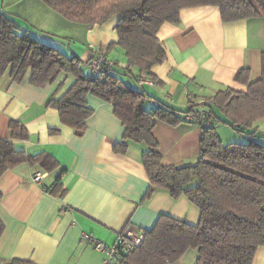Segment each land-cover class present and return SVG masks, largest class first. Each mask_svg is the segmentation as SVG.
I'll return each mask as SVG.
<instances>
[{"label": "crops", "instance_id": "1", "mask_svg": "<svg viewBox=\"0 0 264 264\" xmlns=\"http://www.w3.org/2000/svg\"><path fill=\"white\" fill-rule=\"evenodd\" d=\"M0 13L36 41L66 55L86 63L91 45L106 53L116 71L125 70L123 51L108 49L117 42L116 19L90 28L65 20L40 0H0ZM157 38L166 54V60L151 69L157 82L139 87L131 75L128 82L124 80L143 91L154 106L166 104L183 113L188 95L195 102H210L219 90L245 91L234 81L238 70L249 68L250 81L260 76L264 17L224 23L216 7L185 8L177 24L159 28ZM131 71L137 74L136 69ZM29 75L20 82L11 81L8 73L0 79V139L10 138L9 122L16 120L28 138L13 140L14 149L29 155L47 153L58 168L44 172L24 163L0 177L1 261L100 264L103 255L94 248L95 241L112 245L123 231L143 233L162 214L198 223L199 211L183 196L173 199L167 191L156 189L144 200L149 182L142 164L143 146L129 143L124 154L113 151L124 128L110 102L87 95L93 112L83 132L76 135L47 106L52 95H63L74 78L60 74L52 84L39 87L30 84ZM52 130L59 132L52 134ZM152 134L162 165L196 163L198 125L171 126L156 120ZM62 170L61 191L50 192ZM38 171L44 175L39 184L32 180ZM196 259L197 251L189 250L174 264H195ZM252 264H264V246L256 249Z\"/></svg>", "mask_w": 264, "mask_h": 264}, {"label": "trees", "instance_id": "2", "mask_svg": "<svg viewBox=\"0 0 264 264\" xmlns=\"http://www.w3.org/2000/svg\"><path fill=\"white\" fill-rule=\"evenodd\" d=\"M40 1L65 20L90 28L116 19L117 42L108 49L123 51L124 72L114 67L110 73L93 76L87 67L89 59L84 63L36 41L0 13V79L8 73L11 81L20 82L29 72L30 84L41 87L55 82L60 74L72 76L74 82L68 90L59 98L52 95L47 104L58 112L60 123L80 135L93 112L86 96L110 102L124 128L113 151L124 154L129 143L143 146L142 164L149 182L144 200L161 189L173 199L183 196L199 211L196 225L160 215L153 227L142 233L141 245L124 256L126 264H174L189 250L197 251L195 264H252L256 249L264 246V136L254 127L264 120V52L258 79L250 81L249 68L234 75L245 91L226 88L209 99L208 117L194 123L200 128L199 155L191 165H162L152 134L156 120L171 126L188 123L182 112L166 104L152 105L143 91L130 87L122 76L129 74L136 82L144 75L157 82L151 69L166 60L157 32L164 23L177 24L182 9L216 7L222 22L232 23L264 17V0ZM215 122L245 134V142L222 144ZM9 130L10 138L0 139V177L24 163L37 165L44 172L58 168L47 153L29 155L14 149L13 140L28 138L20 122L11 120ZM63 172L50 192L61 191L58 183ZM2 230L0 222V233ZM0 264L34 263L11 259L0 260Z\"/></svg>", "mask_w": 264, "mask_h": 264}, {"label": "built area", "instance_id": "3", "mask_svg": "<svg viewBox=\"0 0 264 264\" xmlns=\"http://www.w3.org/2000/svg\"><path fill=\"white\" fill-rule=\"evenodd\" d=\"M91 49V56L88 60L87 67L93 76H99L104 73H110L115 67L113 62L108 59L106 53L101 49L93 46H89ZM136 83L139 87H142L145 83L152 85V81L144 75H141ZM193 104H197L193 107ZM211 102H195L188 95V103L186 110L181 113V117L188 123H197L203 121L208 117L209 106ZM42 172H35L32 176V180L36 183H40L43 178ZM89 239V235L85 236ZM143 241L142 233H134L132 231H123L116 237L115 242L112 245H106L103 242L95 241L94 248L102 253L103 257L100 264H126L124 256L138 248Z\"/></svg>", "mask_w": 264, "mask_h": 264}, {"label": "rangeland", "instance_id": "4", "mask_svg": "<svg viewBox=\"0 0 264 264\" xmlns=\"http://www.w3.org/2000/svg\"><path fill=\"white\" fill-rule=\"evenodd\" d=\"M124 78V80H126L127 82L129 81V74H126L124 76H122ZM208 101V99L206 100ZM215 129L217 132V135L220 139V141L222 142V144L227 145V144H231V143H243L245 142L246 139H243L242 136H244V138H247V136L233 128H231L228 125H225L221 122H215ZM255 129L259 130L258 132H260L261 136H264V120H260L255 124Z\"/></svg>", "mask_w": 264, "mask_h": 264}]
</instances>
